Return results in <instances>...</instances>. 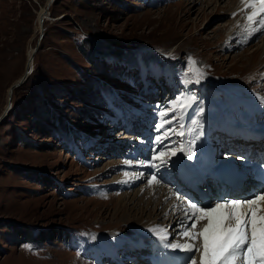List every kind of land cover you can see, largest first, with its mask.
I'll list each match as a JSON object with an SVG mask.
<instances>
[{
    "label": "rangeland",
    "instance_id": "1",
    "mask_svg": "<svg viewBox=\"0 0 264 264\" xmlns=\"http://www.w3.org/2000/svg\"><path fill=\"white\" fill-rule=\"evenodd\" d=\"M49 1L0 0V117L7 108L10 87L26 73L29 54L41 34L38 19ZM249 2H54L44 21L32 72L12 94L11 111L0 123V264H125L126 260V264H140L134 260L135 251L119 242L135 241L143 231L149 232L137 224L142 215L147 220L149 212L153 216L161 213L160 200L170 211L166 216L177 212V219L183 217L175 226L167 218L158 221L167 236L170 226L174 228L172 243L194 241V250L200 248L203 241L198 226L191 229L195 240L178 235L184 231L181 221H185L183 209L188 200L177 196L190 195L175 192L186 188L170 159L181 152V134L192 117L184 108L187 100L180 103V99L183 93L193 95L190 110L202 115L204 110L207 115L190 120L185 127L200 129L198 135L205 132L208 122L231 119V114L246 130L253 123L258 124L255 129L264 125V23L260 22L262 12L256 9L259 4L246 7ZM83 39L85 47L103 57L107 66L87 63L77 51L76 41ZM116 49H123L121 58L112 56ZM170 55L176 60L175 69L162 67L166 62L161 57ZM143 59L149 60L146 67ZM69 60L98 80L91 82L94 91L102 90L86 108L90 118L74 127L81 133L77 138L67 136L73 125L66 118L63 128L56 122L63 116L57 106L71 118L85 108L73 95L83 92L86 84ZM157 64L161 65L158 73L153 71ZM102 69L108 71L107 76L100 73ZM108 86L115 91L110 92ZM215 118L221 120H211ZM41 120L50 125L40 126ZM148 155L166 161L163 166L158 164L157 171L167 172L162 180L175 184L172 196L166 195L169 184L159 180L160 173H155L154 182L152 175L149 181L148 172H141ZM236 155L264 157V148H243L226 153L224 159L234 162ZM45 178L50 181L48 186ZM152 188L155 198L150 210L146 214L130 210L136 207L138 211V200H145L144 195L149 200ZM191 197L202 202L193 193ZM222 197L221 188L210 186L209 202ZM7 221L20 224L18 234L7 227ZM29 227L35 228L32 240L24 236L31 232ZM146 241L149 246L154 243L150 238ZM104 247L110 252H98ZM195 256L200 264L199 250Z\"/></svg>",
    "mask_w": 264,
    "mask_h": 264
},
{
    "label": "snow or ice",
    "instance_id": "2",
    "mask_svg": "<svg viewBox=\"0 0 264 264\" xmlns=\"http://www.w3.org/2000/svg\"><path fill=\"white\" fill-rule=\"evenodd\" d=\"M257 4L259 11L264 12V0H250L246 7L255 8ZM248 19L251 21L253 17ZM260 22L264 23V16L260 17ZM188 158L193 157L189 155ZM165 164L166 161L161 160L160 166ZM150 166L159 167L156 164ZM157 178V174H152V180ZM177 198L188 200L183 209L185 221H181L184 231L178 235L195 240L196 234L191 232L196 227L195 220L206 218L208 221L199 233L203 241L200 264H264V188L249 196L222 197L207 203L183 194ZM155 234L164 248H179L186 253V264H196L195 252L199 249L194 250L193 244H173L164 229H156Z\"/></svg>",
    "mask_w": 264,
    "mask_h": 264
},
{
    "label": "bare ground",
    "instance_id": "3",
    "mask_svg": "<svg viewBox=\"0 0 264 264\" xmlns=\"http://www.w3.org/2000/svg\"><path fill=\"white\" fill-rule=\"evenodd\" d=\"M256 6H258V4ZM256 9L259 11V6ZM45 10H46V7L42 10L41 15H43ZM259 12H258V14H259ZM47 15L48 14H46V16ZM38 25L40 28V20L39 19H38ZM33 53H34V49H32V51L30 52L29 58L31 57V55ZM29 58H28V61H29ZM33 65H34V62L31 64V66H29V64H28L27 69L29 67L31 69H33V67H34ZM9 93H10V90H9ZM221 108H222V110L224 109L223 107H221ZM230 118L231 119L226 118V120H221L219 122V124H221V126H222L221 128L223 130H226V132L231 133V136L236 141L238 139H240L241 135H246L242 138L245 142L254 143V144L256 143V144L262 146V144L264 143V127H262L263 129H261V130L251 131V132L246 131L245 132L244 128L236 123L235 115L231 114ZM206 126H207V124H206ZM192 130L193 129L189 130V128H187L185 130V132H188V134L186 136H184L183 145L181 146V152L176 154L174 157H172L170 159V161H172L175 169L179 173V178L181 179V181L184 182L185 185H188V187H190L194 192L197 191V193L202 194L203 198L206 199L205 192L202 190V187L200 186V184L192 182V181H190V179L192 178V176L196 170H198L199 172H202L203 175L204 174L208 175V173L210 175H213L214 173H218L220 168H223V169H225V172L222 174V176H223L224 180L226 181V187L223 185L222 188L224 191H226L225 196L233 197L232 195H235V194H245L246 189L242 190L244 187L242 189H237V190L232 189V187L235 184H237L238 182L239 183L243 182L239 178L240 175H243V174L248 175L251 172V167H249L247 165V161H249L250 158H246L244 160L238 159L236 162L228 163L227 159L222 160V153H224V152L225 153L226 152L232 153L234 151H237L236 146H232L231 148H228L227 150H221V153H217L216 155H214L205 145V141H204V133L205 132H202L201 135H198V132L200 131V129H198L196 131H192ZM257 139L261 140V141L259 142V141H257ZM190 141H194V143H190ZM147 147L148 146H146V148ZM255 147H259V146H255ZM197 149H199L198 152H197ZM189 155H191L193 158L189 159L188 158ZM255 160H258V159H255ZM255 160H254V162H255ZM257 162H259L260 164H264V160L259 159V161H257ZM151 164H154V161H152L149 158L144 163V166H146V167L141 168V169H143V170H141V172L143 174H145L144 173L145 171L148 172L147 179L150 178L151 175L153 174V171L156 170V168H153L150 166ZM129 171L131 172V170H129ZM187 172H189V174H187ZM228 172H231L232 176H229ZM219 177H220V175H219ZM139 181H141V180L139 179ZM152 181L156 182L155 180H152ZM142 182H144V181H142ZM213 183L216 184L217 186H219V188H220V184H218L215 181ZM143 188H144V186L141 189H143ZM168 188L169 189H165V191L168 192V194H166V195L172 196L173 190L171 187H168ZM226 188H228L229 190H226ZM153 189L154 188H152V190L150 191L151 194L148 196L149 200H147L146 195L143 196V197H145V200H142V199L138 200V202L136 204V206L140 205V208L138 209V211H137L136 207H132V208H130V210H132L133 212H137V213L141 212L143 214H146L150 210L151 206L153 205V200L155 198V196L152 194ZM139 191H140V189H139ZM239 196H241V195H239ZM162 198L163 197H161V199ZM145 201H147V202H145ZM162 202H163V200H160L159 204L157 202H155V203H157L158 208H162V211L159 215L154 214L155 216H153V214L151 212H149V218L147 220L143 219V215L140 217V223L137 224V226L146 227L149 230V232L143 231L141 234H139V239L135 242H133L131 239H122L120 245H122L125 249H127L129 251H139L140 252L141 250L145 249L144 248V246H146L145 240L151 238L150 236H153L152 238H154V240H155L153 250L157 251V252L161 251V257L158 260L154 261L153 264H181V263L183 264L185 256L181 254L182 251L179 248H167V249L164 248L162 246L161 241L159 240L158 236L155 234L156 229H163V227L159 226V223H158V221L160 219L167 218L168 221H170V222L172 221V224H170L171 226H175L176 222L178 220H180V218L177 219V217H176L177 212H176V214L173 213L172 215L166 216V214L169 213L170 211H169V209L163 207ZM207 202L208 201L205 200V203H207ZM141 206H142V208H141ZM199 221H202L201 225L198 224ZM195 223H196V226H198L196 230L200 233L207 226L208 221L205 218V219H199ZM171 226H170V230H168L167 232H170L172 230ZM192 243H194V241H190V244H192ZM108 244L112 248H116V250L118 249V244H113L112 242H109ZM176 244H185V240L181 241V242H176ZM102 251L110 252L107 247L102 248ZM199 252L201 255L202 243L200 244ZM143 254H145V253H143ZM115 259L118 260L119 263L121 262V258L119 256H117ZM134 260L137 262L141 261L142 263H144V260H139V259H134ZM114 263L117 264L116 262H114Z\"/></svg>",
    "mask_w": 264,
    "mask_h": 264
},
{
    "label": "trees",
    "instance_id": "4",
    "mask_svg": "<svg viewBox=\"0 0 264 264\" xmlns=\"http://www.w3.org/2000/svg\"><path fill=\"white\" fill-rule=\"evenodd\" d=\"M76 45H77V51L84 56V58L86 59V61H87V63L89 65H91L93 67L94 66H100V64L104 62L103 59L102 58H98V56L95 55V53H93V51L91 49L85 47L84 39L83 40H77L76 41ZM154 47H156V46H154ZM112 53H113V55H115L117 57H120L123 54V49H121V50H117V49L116 50H112ZM143 54H145V53H143ZM161 59L164 60L165 62L170 60V59H165L163 57ZM68 62L75 69V71H77V74L79 75V77L82 78V82L86 84V87H84L83 92H81V93L76 92V93H78L77 96L73 95V98H75V97L80 98L79 101L85 106V108L84 109H80L76 113V116L71 118V117H68L65 113L62 112V110L60 109L62 107L57 106V110H58L59 116H61L60 114H62L63 116L60 117L61 119L57 118L56 122L58 124V128L59 127L61 128V126L63 128L64 125H65L64 122L66 123V122L69 121V123H71L73 125V127H71V129L68 128V132H66L67 136H71L72 134L75 135V136H79L80 133H77L75 131L74 127H77V126L79 127L81 125V122H83V120L85 121L87 118H90L89 116L91 115V113H90L89 110H87L88 109V104H90L91 102L95 101L97 95L102 90L100 88H97L94 91V89H92V87H91V82L96 83L98 80H96V78L93 79L91 75L85 74L83 71H81V69L78 67V65H76L73 61L69 60ZM168 62L172 66L176 63L175 60H171V61H168ZM100 73H102L104 76H107V70L106 69L102 70ZM95 92H97L96 95H95ZM75 99H77V98H75ZM45 110L48 111V113L51 112L50 109L45 108ZM63 117L66 118L68 121L66 119H64ZM43 120H45V119H43ZM43 120L38 122L40 126L50 125L49 123L48 124L44 123ZM51 126H53V125H51ZM52 128H54V126ZM44 181H45V184L47 186L50 184V181L47 178H45ZM6 224H7V227L11 228L12 231H14V232L16 231L17 234L19 233L18 232V228H17L20 225L19 223H16V222H13V221H7ZM29 229H30L31 232H25L24 236L30 237V238L31 237L34 238L33 232L35 231V228L34 227H29ZM32 238L30 240H32Z\"/></svg>",
    "mask_w": 264,
    "mask_h": 264
},
{
    "label": "water",
    "instance_id": "5",
    "mask_svg": "<svg viewBox=\"0 0 264 264\" xmlns=\"http://www.w3.org/2000/svg\"><path fill=\"white\" fill-rule=\"evenodd\" d=\"M56 0H50L49 3L46 6V10L44 11L43 15L40 16L39 20H40V28H41V34H40V38L39 41L37 43V45L35 46V50L34 53L31 55V57L29 58L28 64L29 66H31V64L34 62V57L35 54L38 52L39 47H40V42L41 39L43 38V25H44V21L46 20L47 16L46 14H48V17L50 15V11L49 9L51 8V6L54 4ZM32 69L29 67L28 69H26V73L23 75V77L18 80L17 82H15L11 87H10V93H9V98H8V105L7 108L4 112V114L0 117V123L2 122V120L5 118L6 114L9 113L11 111V107H12V94L14 93V91L18 88H20L22 85H24L26 83V81L28 80L29 75L31 74Z\"/></svg>",
    "mask_w": 264,
    "mask_h": 264
}]
</instances>
